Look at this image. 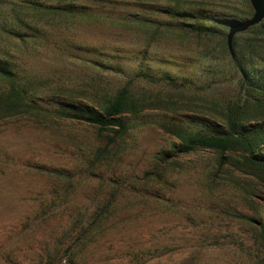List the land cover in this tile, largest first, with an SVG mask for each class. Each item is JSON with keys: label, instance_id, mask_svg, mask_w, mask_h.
<instances>
[{"label": "rangeland", "instance_id": "rangeland-1", "mask_svg": "<svg viewBox=\"0 0 264 264\" xmlns=\"http://www.w3.org/2000/svg\"><path fill=\"white\" fill-rule=\"evenodd\" d=\"M252 13L248 0H0V64L39 84L42 108L97 113L96 91L114 93L139 71L204 88L137 84L177 105L146 109L112 143V131L49 111L0 115V264H264L263 173L238 150L176 154L161 128L220 127L200 108L237 95L222 36ZM199 26L214 35L190 31ZM253 35H236L239 46ZM254 42L252 56L242 49L247 74L264 85V34Z\"/></svg>", "mask_w": 264, "mask_h": 264}, {"label": "trees", "instance_id": "trees-1", "mask_svg": "<svg viewBox=\"0 0 264 264\" xmlns=\"http://www.w3.org/2000/svg\"><path fill=\"white\" fill-rule=\"evenodd\" d=\"M50 12L66 13L61 9L46 8ZM71 14V13H70ZM150 24L148 22H140ZM190 31L197 35L212 36L214 32L205 27L190 28ZM254 33L246 40V46H239V38L233 39V50L235 58L232 59L226 45V36H222L224 47L230 56V61L239 75V91L234 98H231L220 105L216 101H211L212 106H201L200 111L204 113H217L220 120V127L211 131H192L178 124H166L161 128L171 134L178 141L174 152L176 154H188L195 150L203 149L217 153H225L231 150H238L244 157L245 164L249 167L257 168L263 173L262 182L264 186V156H258L257 152L264 145V128L256 127L249 129L252 123L264 121V85L255 83L247 74V62L243 53V48L248 50L257 49L254 42L258 34H264V20L259 25L248 30ZM251 58V57H250ZM0 82L3 83L0 94V115H8L16 112H27L36 119H42V111H49L53 118L76 121L86 125L96 127L99 133L110 130L114 133L108 143H112L116 138L121 139L133 127V122L148 108L176 107L177 103H172L160 94H152L147 91H135L137 84L153 86V88H165L169 91L200 92L203 87H196L188 77L171 78L170 76L154 77L148 72L139 71L132 77H128L123 86L114 93H103L96 91L100 95L99 112L93 109L75 107L70 104H61L55 108L46 109L40 107L36 102V96L41 89L35 80L17 76L6 66L0 64ZM70 93V92H69ZM180 110H191L190 106L180 103ZM197 110L199 106H191ZM217 107V110H216ZM175 109V108H174ZM105 149L98 150L96 159H104ZM262 227V241L264 242V222ZM83 230V226H81ZM86 237V231L82 238ZM150 252V251H148ZM67 257L72 258L74 252L67 250Z\"/></svg>", "mask_w": 264, "mask_h": 264}, {"label": "water", "instance_id": "water-1", "mask_svg": "<svg viewBox=\"0 0 264 264\" xmlns=\"http://www.w3.org/2000/svg\"><path fill=\"white\" fill-rule=\"evenodd\" d=\"M253 11L252 16L244 21H236L230 24L226 34V45L231 58H234L233 39L236 35L247 32L259 25L264 20V0H248Z\"/></svg>", "mask_w": 264, "mask_h": 264}]
</instances>
